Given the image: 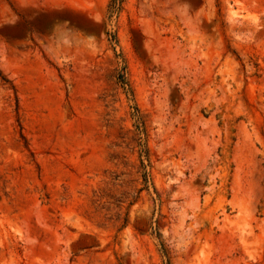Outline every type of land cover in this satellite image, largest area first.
Masks as SVG:
<instances>
[{
	"label": "rangeland",
	"instance_id": "374dc122",
	"mask_svg": "<svg viewBox=\"0 0 264 264\" xmlns=\"http://www.w3.org/2000/svg\"><path fill=\"white\" fill-rule=\"evenodd\" d=\"M0 0V264H264V0Z\"/></svg>",
	"mask_w": 264,
	"mask_h": 264
},
{
	"label": "trees",
	"instance_id": "16d2710c",
	"mask_svg": "<svg viewBox=\"0 0 264 264\" xmlns=\"http://www.w3.org/2000/svg\"><path fill=\"white\" fill-rule=\"evenodd\" d=\"M118 1L121 2V0H117V2H118ZM117 2L114 1V4H113V8H114V9H116V7H117Z\"/></svg>",
	"mask_w": 264,
	"mask_h": 264
}]
</instances>
